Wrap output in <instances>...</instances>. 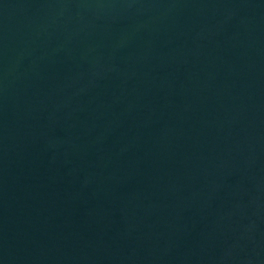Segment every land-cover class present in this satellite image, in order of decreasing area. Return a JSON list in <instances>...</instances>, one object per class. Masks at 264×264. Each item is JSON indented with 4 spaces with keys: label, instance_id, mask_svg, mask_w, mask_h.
I'll list each match as a JSON object with an SVG mask.
<instances>
[{
    "label": "water",
    "instance_id": "1",
    "mask_svg": "<svg viewBox=\"0 0 264 264\" xmlns=\"http://www.w3.org/2000/svg\"><path fill=\"white\" fill-rule=\"evenodd\" d=\"M159 0H0V213L87 113Z\"/></svg>",
    "mask_w": 264,
    "mask_h": 264
}]
</instances>
